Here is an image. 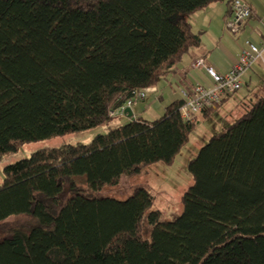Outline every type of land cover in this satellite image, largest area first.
<instances>
[{"label":"trees","instance_id":"obj_1","mask_svg":"<svg viewBox=\"0 0 264 264\" xmlns=\"http://www.w3.org/2000/svg\"><path fill=\"white\" fill-rule=\"evenodd\" d=\"M221 1L229 15L233 0H0V159L108 125L199 45L188 16ZM182 103L5 166L0 227L29 220L0 239V264H264V91L188 161L175 219L150 210L143 187L84 194L172 163L197 119H181Z\"/></svg>","mask_w":264,"mask_h":264},{"label":"rangeland","instance_id":"obj_2","mask_svg":"<svg viewBox=\"0 0 264 264\" xmlns=\"http://www.w3.org/2000/svg\"><path fill=\"white\" fill-rule=\"evenodd\" d=\"M260 62L261 61L254 63L253 66L255 64H260ZM260 69L261 71H258L259 80L263 81L259 84L260 89H254L252 85L249 87H243L242 85L244 89L241 88L235 92L234 96L231 98L233 103H227L220 109L221 117L212 115L209 118L201 119L195 124L194 129L189 134L188 141L182 146L172 163L165 164L157 162L144 167L142 172L136 176L123 177L116 186H106L96 192L86 190L84 194L89 197H110L123 200L131 195L134 187H143L153 196V203L150 210L159 211L162 220L175 219L182 211L181 197L192 184V178L187 169L188 161L195 156L199 147L204 145L211 135L224 131L227 125L246 113L252 104L263 95V63L260 64ZM250 99H252L253 102H250ZM160 105L158 109L160 114L156 112V115H162L163 107L166 104L161 102ZM125 123H127L126 119H122V117L114 114V117L110 120L108 125H99L84 131L23 143L15 152L6 154L0 159V182L3 179V168L5 166L29 157L33 152L39 149L56 148L75 143H88L94 136L103 134L108 129L115 128ZM28 220L29 219L26 217L9 218L5 224L0 227V239L7 237L13 226L24 225Z\"/></svg>","mask_w":264,"mask_h":264},{"label":"crops","instance_id":"obj_3","mask_svg":"<svg viewBox=\"0 0 264 264\" xmlns=\"http://www.w3.org/2000/svg\"><path fill=\"white\" fill-rule=\"evenodd\" d=\"M244 1L248 3L251 9V16L232 36L225 29V22L229 16L227 15L226 1L209 4L188 16L192 30L199 34V45L182 58L174 72L154 86L156 92H149L143 99L132 102L129 109L133 119L141 118L149 122L155 120L161 116L156 115V112H159L161 102L166 104L163 107L165 108L171 102L181 98V90L191 89L199 79L209 82V78L203 69H191V63L195 59L202 58L207 65H211L219 73H225L238 60L240 51L247 42L258 47L264 45V0ZM260 61V64H264V54ZM260 64H255L249 69L243 78V87L252 85L254 89H260L259 84L263 82L259 80L258 75V71H261ZM233 96L234 94L223 97L217 105L209 109V112L206 114L202 112L198 115L196 124L201 119L209 118L212 115L221 117L220 109L227 103H233L231 100ZM250 102H253L252 99ZM114 113L122 119H126L127 122L131 120V117H128L124 112L123 114H120L119 111Z\"/></svg>","mask_w":264,"mask_h":264},{"label":"built area","instance_id":"obj_4","mask_svg":"<svg viewBox=\"0 0 264 264\" xmlns=\"http://www.w3.org/2000/svg\"><path fill=\"white\" fill-rule=\"evenodd\" d=\"M251 9L244 0H233L231 10L225 22L227 33L235 35L240 27L251 16ZM264 54V45L258 47L251 42L240 51L238 60L225 73H219L211 65H207L202 58H197L191 63V69H203L209 82L198 80L189 90H181L180 96L183 103L179 107V113L182 120L193 122L203 111L214 107L223 97L229 96L242 88L243 77L257 61L262 60ZM149 92H156L154 86L140 89L133 94L119 111L123 114L125 107H130L134 100H140ZM114 112L111 116L114 117Z\"/></svg>","mask_w":264,"mask_h":264},{"label":"water","instance_id":"obj_5","mask_svg":"<svg viewBox=\"0 0 264 264\" xmlns=\"http://www.w3.org/2000/svg\"><path fill=\"white\" fill-rule=\"evenodd\" d=\"M123 112L126 113L128 117H131V111H130L129 107H125L123 109ZM131 119H133V118L131 117Z\"/></svg>","mask_w":264,"mask_h":264}]
</instances>
